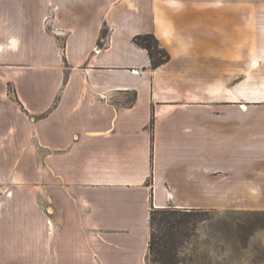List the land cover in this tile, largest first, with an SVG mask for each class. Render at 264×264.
<instances>
[{
	"label": "crops",
	"instance_id": "0c3cea01",
	"mask_svg": "<svg viewBox=\"0 0 264 264\" xmlns=\"http://www.w3.org/2000/svg\"><path fill=\"white\" fill-rule=\"evenodd\" d=\"M168 207L264 211V0H0V264H147Z\"/></svg>",
	"mask_w": 264,
	"mask_h": 264
},
{
	"label": "rangeland",
	"instance_id": "374dc122",
	"mask_svg": "<svg viewBox=\"0 0 264 264\" xmlns=\"http://www.w3.org/2000/svg\"><path fill=\"white\" fill-rule=\"evenodd\" d=\"M206 211L185 250L190 264H264V211Z\"/></svg>",
	"mask_w": 264,
	"mask_h": 264
},
{
	"label": "trees",
	"instance_id": "16d2710c",
	"mask_svg": "<svg viewBox=\"0 0 264 264\" xmlns=\"http://www.w3.org/2000/svg\"><path fill=\"white\" fill-rule=\"evenodd\" d=\"M134 42L148 51L152 69L171 60L169 52L152 34L136 36ZM207 214L202 209L153 208L147 264H190L185 250L195 237L199 222L203 221L199 216Z\"/></svg>",
	"mask_w": 264,
	"mask_h": 264
}]
</instances>
